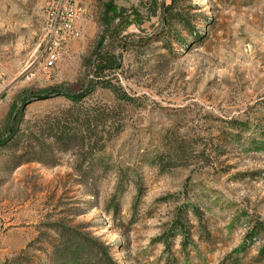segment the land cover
Wrapping results in <instances>:
<instances>
[{
  "label": "rangeland",
  "instance_id": "obj_1",
  "mask_svg": "<svg viewBox=\"0 0 264 264\" xmlns=\"http://www.w3.org/2000/svg\"><path fill=\"white\" fill-rule=\"evenodd\" d=\"M50 1L0 0V133L15 122L21 135L0 149V264H58L57 221L85 227L118 264H264V0H191L194 29L172 35L161 21L170 0H116L106 46L122 68L104 80L133 102L118 108L99 88L85 104L114 108L115 122L97 149L68 152L46 124L70 106L61 91L95 78L85 59L108 0H83L81 35L47 70Z\"/></svg>",
  "mask_w": 264,
  "mask_h": 264
},
{
  "label": "trees",
  "instance_id": "obj_2",
  "mask_svg": "<svg viewBox=\"0 0 264 264\" xmlns=\"http://www.w3.org/2000/svg\"><path fill=\"white\" fill-rule=\"evenodd\" d=\"M165 1V0H162ZM191 0H170L162 6V25L164 31L168 35L176 34L177 27H183L185 30L192 31L193 25L190 20L191 8L189 4ZM118 5L116 0H108L102 4L100 24L103 27L102 34L94 49L93 57L85 59L88 67H91V74L95 78L89 81V84L83 88L80 93H71L69 91H61L69 100L70 106L60 110L47 124V130L50 132V137L53 141L52 146L58 151L68 152L75 145L82 144L84 148L91 150L97 149L102 136L97 140L99 135H104L106 128L113 125L116 119V110L112 107L102 108L95 106H86L85 100L93 95L99 88L108 90L113 94L119 103L118 108L133 102V98L126 95L121 89L110 81L104 80L107 73L119 70L122 68L121 63L117 60L114 54H110L106 46L107 39L110 35L111 26L117 15ZM120 19V18H119ZM116 25L118 30L114 36L116 38L121 34L120 23ZM114 28V29H115ZM164 32V33H165ZM175 37V36H174ZM110 75V74H109ZM5 134L0 133V149H12L18 145L21 137L18 123L11 124V127H6ZM30 138L29 148L33 149L35 143L39 140L36 133L31 132L27 136ZM33 140V141H32ZM88 142V143H87ZM101 142V141H100ZM34 143V144H35ZM170 151L176 153V157H184L186 153V142L182 138H170L167 142ZM78 147V146H76ZM41 153H47L50 148L45 149L41 145ZM53 153V151H52ZM178 154H181L177 156ZM163 153L159 156V165L162 170L166 169V164L163 160ZM35 161V160H28ZM42 162V159H39ZM174 160L171 159L170 167H176ZM24 163H16L13 169H16ZM56 165V163L54 164ZM56 234L59 240H55L51 244L50 257L54 263L58 264H118L111 256L110 248L99 238L94 237L91 233L84 232L83 226H72L63 221H57L50 227Z\"/></svg>",
  "mask_w": 264,
  "mask_h": 264
},
{
  "label": "built area",
  "instance_id": "obj_3",
  "mask_svg": "<svg viewBox=\"0 0 264 264\" xmlns=\"http://www.w3.org/2000/svg\"><path fill=\"white\" fill-rule=\"evenodd\" d=\"M88 15V8L83 0H51L48 4V29L58 40L46 55L44 66L52 70L58 63L59 47L67 41L81 35L80 22Z\"/></svg>",
  "mask_w": 264,
  "mask_h": 264
}]
</instances>
